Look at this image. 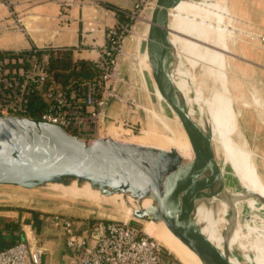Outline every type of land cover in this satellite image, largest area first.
Returning a JSON list of instances; mask_svg holds the SVG:
<instances>
[{"label": "water", "instance_id": "water-1", "mask_svg": "<svg viewBox=\"0 0 264 264\" xmlns=\"http://www.w3.org/2000/svg\"><path fill=\"white\" fill-rule=\"evenodd\" d=\"M180 1L157 0L141 53L148 57L149 80L181 121L193 157L109 138L82 139L38 119L0 116V185L89 186L130 207L136 221L163 222L179 231L207 264H264L258 252L264 246V198L219 161L211 120L196 102L172 42L170 10ZM257 110L264 117L263 108Z\"/></svg>", "mask_w": 264, "mask_h": 264}, {"label": "built area", "instance_id": "built-area-1", "mask_svg": "<svg viewBox=\"0 0 264 264\" xmlns=\"http://www.w3.org/2000/svg\"><path fill=\"white\" fill-rule=\"evenodd\" d=\"M45 1L59 4L64 23L74 20L68 13L70 8L82 10L89 5L102 10L104 19L100 25L95 19L81 17L83 40L79 47L97 49L98 45L87 37L96 31L104 32L105 43L93 62L98 74L91 80H71L63 85L51 69L52 52L59 48L0 49V116L38 119L82 139L109 138L107 130L113 127L131 135L142 132L141 115L145 109L140 94L145 76L140 71L134 73L133 65L138 59L129 53L127 40L143 17L152 15L157 0H132L129 8L116 7L114 11L100 0ZM0 2L11 5L9 0ZM10 14L14 27L26 34L21 17L12 11ZM257 38L264 44L263 31ZM34 99L43 105L37 117L33 116ZM52 222L65 231L66 246L76 255L77 264H164L162 245L139 226L116 221L84 225L59 214L53 215ZM38 243L34 235H26L25 241L0 251V264H41Z\"/></svg>", "mask_w": 264, "mask_h": 264}, {"label": "rangeland", "instance_id": "rangeland-1", "mask_svg": "<svg viewBox=\"0 0 264 264\" xmlns=\"http://www.w3.org/2000/svg\"><path fill=\"white\" fill-rule=\"evenodd\" d=\"M22 3H25L26 0H20ZM103 4L107 5L111 11L116 10V7H130V2L132 0H100ZM221 5L228 6L231 11L235 10V17L228 16L224 14L222 17L217 18L214 13H206L207 20L209 21L211 30L213 31V37L215 40V45L219 47V50H214L217 54L215 56L214 51H210L212 53V59L209 60L210 67L219 68V64L223 67L226 73L225 83L230 89V93L232 96L237 98V103L235 105L236 113H240L238 119H243L249 121V117L247 113L253 114L257 108L254 106V103L259 105L260 108H263L264 113V99L262 97L263 90L256 85H253V80L247 76V65L243 61L242 56L248 57V42H249V33L252 35L253 31L256 34L261 31L256 29L255 27L249 25L246 22H242L239 20V7H233V0H215ZM11 3L10 6L5 5L0 2V17H3L0 20V25L5 23L7 20L12 18L10 8L14 9V4L16 0H9ZM32 3L35 5L41 4H49L52 3L57 9L60 8L59 4L52 1L45 0H32ZM89 6V5H88ZM17 7V5H16ZM87 7V6H86ZM90 7V6H89ZM203 8L201 6L195 7L192 9V13L201 14ZM12 9V10H13ZM18 11L23 10V6L20 5L16 8ZM72 9H77V7L70 8L69 12ZM61 10V9H60ZM62 12V11H61ZM117 12V11H115ZM18 13V12H16ZM21 13V12H20ZM244 15V13H240ZM152 15L148 13L143 20L138 24V26L133 30V33L128 38L127 49L129 53L132 54L133 58H137L133 65L134 73L142 72L144 73V87L143 91L140 94V98L142 101L143 108L145 109L142 112V132L136 133L135 135H131L125 130H116L114 129L107 132L108 136L112 134L113 136H109L114 140H119L120 142L131 143L137 141L141 146L154 147L161 150H177L178 152H183L184 149L180 147V140L189 141L188 135L185 132V129L179 120L178 116L171 110V108L167 105L164 100H159L156 90L155 84L152 80H148L147 77L150 73L149 70V62L147 56L141 53L142 43L146 41L147 34L150 27V22L152 20ZM196 16V17H197ZM200 16V15H199ZM224 25V30L226 32L229 31L231 38L229 39L230 48L233 50V55L226 56L225 52L222 50L221 44V25ZM5 29H2V35L14 31L15 29L10 28L9 26H4ZM17 30V29H16ZM200 29L197 33H200ZM204 32V31H203ZM201 31V33H203ZM7 35V34H6ZM9 35V33H8ZM217 35V36H216ZM2 37V36H1ZM0 37V38H1ZM24 41L18 42V44H22ZM242 53V54H241ZM243 60V61H242ZM207 63V62H206ZM189 64H186L188 67ZM127 68V66H126ZM185 68V67H184ZM122 69H125V64H122ZM186 69V68H185ZM193 74L196 76L198 81L201 79V71L198 68L192 70ZM211 78V77H210ZM250 81H249V79ZM148 81V82H147ZM203 82H205L203 80ZM255 82V81H254ZM205 84V83H204ZM219 84L221 85L219 88ZM208 89H205V95L209 96L211 94V89L216 85L215 94L211 99L213 100V105H215V101L218 96H222L228 99L227 95L222 89L221 81L217 84H213L212 82H207ZM262 85V84H261ZM211 87V88H210ZM210 88V89H209ZM209 90V91H208ZM244 101L246 106H249L248 111L243 110L244 104L241 102ZM240 103V104H239ZM261 103V104H260ZM230 104V103H229ZM259 111V110H257ZM155 113V114H154ZM116 113H114L115 115ZM249 114V116H250ZM259 118L263 120L264 117L261 113H257ZM248 118H246V116ZM258 119V118H257ZM259 126L264 130V123H261L257 120ZM227 133L231 134L230 138L232 139L235 149L240 154V156L246 161L253 154L247 152L245 150L246 143L249 149L256 155V163L254 161L253 171L257 173L258 180H261L262 185L264 186V149L262 145H264L263 135H256L254 139L255 147L252 146L249 141L246 139L240 140L238 133V125L237 123L232 124L228 127H224ZM117 132V133H116ZM119 132V133H118ZM116 134V135H115ZM121 134V135H120ZM123 134V135H122ZM161 136V137H160ZM120 137V138H119ZM122 140V141H121ZM96 141V140H94ZM142 144H141V143ZM138 144V145H139ZM258 146V149L256 148ZM221 157V156H220ZM219 161H222V157L218 158ZM222 163V162H221ZM248 165V164H247ZM257 167V171H256ZM249 168V169H250ZM253 180V179H252ZM254 181V180H253ZM255 182V181H254ZM257 185V184H256ZM259 190V189H257ZM23 212H35L41 215H50V214H59L63 216L70 217L72 220L76 222H83L84 225L94 224L99 221L105 222H128L131 225L139 226L140 228H145L150 232L153 238H155L163 247L164 251V264H188L186 261L182 259L183 255L177 252L178 247L174 250L170 247L168 242L165 240L163 236L160 235L157 227L153 224H149L148 221L140 222L136 221L132 213H129L125 210L120 202L114 200H92V199H76L72 196H65L63 192L58 188H45V189H37V190H25L19 187L12 186H2L0 185V227L3 226L7 221H9L10 227L14 225L18 226L17 231H20V221L19 216ZM129 213V214H128ZM7 216L15 217V220L11 218H6ZM14 221V222H13ZM8 224V223H7ZM53 224V223H52ZM157 224V222H155ZM48 228L51 229L52 225L49 222L47 224ZM157 230V231H156ZM39 242V241H38ZM39 247H41L40 242L38 243Z\"/></svg>", "mask_w": 264, "mask_h": 264}, {"label": "crops", "instance_id": "crops-1", "mask_svg": "<svg viewBox=\"0 0 264 264\" xmlns=\"http://www.w3.org/2000/svg\"><path fill=\"white\" fill-rule=\"evenodd\" d=\"M13 4L14 9L10 8V10L14 13L18 12L16 14L21 17L26 34L16 30L12 24V19L7 20L0 25V37L2 36L0 38V49L28 51L34 46L41 48L54 47L59 48L58 51L69 52L76 61L82 60L88 64H93L98 58L101 51L100 47L105 43L103 31H96L87 37L90 42L98 45L97 49L80 50L79 47L83 40L81 17L85 20L95 19L97 24L100 25L104 19L101 9L91 6L84 7L82 10L79 8L72 9L70 16L74 20L70 23H64L60 18L62 14L60 8L57 9L52 3L35 5L32 0H26L25 3L16 0V3ZM20 5L23 6V10L18 11L16 8ZM232 5L233 7H239V12L244 13V15L239 13L240 21L246 22L256 29L264 30V0H233ZM2 18L0 17V20ZM7 24L12 25L10 28L15 30L7 32V35H2V29H5L6 27L4 26ZM258 34L253 31L250 36L249 33L248 57L242 56L244 60L242 61L248 66L247 76L253 80L252 84L263 90L262 97L264 99V44L257 38ZM20 41H24V43L18 44ZM66 49H70V51ZM147 79L149 80V77ZM257 101L254 103L256 108ZM234 103L236 105V99H234ZM242 104H244L243 110L248 111L249 106L245 105L247 103L242 101ZM252 113H247L249 121L239 119V134L241 136L240 139H246L253 146L255 144L254 139L257 140L255 136L258 134L263 135L264 141V130L259 126L257 120L261 123L264 122L259 118L257 109ZM248 117L246 116V118ZM256 148L258 149V146ZM262 148L264 149V145H262ZM251 153L253 154L252 161L256 163V155L252 151ZM53 215L55 214L41 215L35 212H23L19 216L20 231L13 230V227H10L9 221H7L0 227V251L25 241L26 235H34L42 247L41 264H77L76 255L66 246L67 237L65 231L52 224ZM6 218L15 220V217L12 216H7ZM49 222L52 225L51 229L47 226Z\"/></svg>", "mask_w": 264, "mask_h": 264}, {"label": "bare ground", "instance_id": "bare-ground-1", "mask_svg": "<svg viewBox=\"0 0 264 264\" xmlns=\"http://www.w3.org/2000/svg\"><path fill=\"white\" fill-rule=\"evenodd\" d=\"M198 6L203 7L200 9H202V11L204 10L205 14L201 12V14H198L197 16L196 14L191 12L192 9ZM207 10L209 11V13L210 11L211 13H214V15L217 16V18L222 17L224 14L231 17L235 15V10L231 11V9L228 6H226V4L221 5L215 0H201L199 2L191 1V0H182L172 10H170L171 30L173 32L172 42L175 45V49L180 59L183 61V67L186 68L184 71L185 75L187 76V79L191 84L192 89L195 90V92L197 93L196 102L199 103L201 108H204V112L209 116L211 120L213 137L216 145L217 154H219V156H221L222 159L225 160V162L233 168L234 173L238 176L241 183L244 185L246 189H249L250 191L255 192L256 194L264 198V186L262 185L261 180L259 181L258 178H256L257 173L259 174V172L257 171V167H256L257 173L253 171L254 162L252 161V156L245 161L235 149V145L232 139L230 138L231 134L227 133L226 129L224 128L235 123H237L238 125V116L240 113H236L235 111L234 99H236V103L238 100L236 97L231 95L230 89L225 83L226 80L225 70L223 69L221 64H219L221 69L216 67L215 68L210 67L211 61L209 62V60L212 59V53H213V52L211 53L210 51H214L216 49L219 50V47L215 45L213 31L211 30L209 21L207 20V16H206V13L209 14ZM199 29L202 32L203 31L204 32L201 33L200 31V33H197ZM147 38H148V34H147ZM220 38H221L220 40L222 44V50L225 52V55L226 56L233 55L232 54L233 50H231L229 43V39L231 38V36L229 34V31L226 32L224 30L223 23L221 25ZM143 55H145V57L147 56L146 53H143ZM214 55L217 56L216 52ZM186 64H189L188 67L186 66ZM198 67L201 71V79L199 81L192 72L193 69H196ZM149 70L151 71L150 65H149ZM203 80L205 82H203ZM220 81L222 83V89L227 95L228 99L222 96L221 97L218 96L215 101L216 102L215 105H213L212 104L213 100L211 99V97H213V95L215 94L216 85L211 89V94L209 96L208 95L206 96L205 89H208V85L206 84L207 82H212L213 84H217ZM220 86L221 85L219 84V88ZM155 90L159 100H164V98L159 93L157 87H155ZM257 108H260L258 104H257ZM112 129L113 128H109L107 132H109ZM110 135L113 136L112 134ZM109 139L112 138L110 137ZM118 142L120 141L118 140ZM137 142L138 139L132 145H138L139 143ZM126 144H131V143H126ZM179 144L180 147L184 149L183 152H178L181 156L185 158L193 157V151L190 141H186L185 139L180 140ZM244 144H245V150L251 153L248 145L246 143ZM138 146L141 145L139 144ZM142 147H148V146H142ZM250 167H252L253 169ZM53 187L60 189L65 196H72L75 197L76 199L106 200L105 198L101 197L99 192H95L91 190L89 186L79 188L76 185L72 187L53 185ZM116 197L120 198V196L118 195ZM150 204L151 202L147 201L144 203L143 207H148ZM125 210L128 211L129 213H132L133 215V210L130 207L125 208ZM148 223L153 224L155 227H157L160 235L165 238V240L168 242L172 250L175 251V249L178 248L176 246H179L177 252L183 255L182 259L186 261L188 264H207L206 261L207 257L203 253H201V251L195 245L191 244L186 239V237L182 235V233H180L179 231L175 230L174 228L168 226L166 223L163 222L155 224L154 221H148ZM144 231L148 235H150V232L147 229L144 228ZM208 231L209 232L211 231L210 228L208 229ZM210 236L214 240L215 238L214 232H212ZM174 244L176 246H174ZM263 244L264 242L262 241L261 245ZM258 252L259 254L263 253L264 256V246L258 247Z\"/></svg>", "mask_w": 264, "mask_h": 264}, {"label": "trees", "instance_id": "trees-1", "mask_svg": "<svg viewBox=\"0 0 264 264\" xmlns=\"http://www.w3.org/2000/svg\"><path fill=\"white\" fill-rule=\"evenodd\" d=\"M51 69L55 73L56 80L63 85L68 84L71 80H91L98 74L93 64L82 60L76 61L69 52L65 51L52 52ZM32 107L34 109L33 116L37 117L43 108L42 102L34 99ZM17 227L14 225L12 229L17 230Z\"/></svg>", "mask_w": 264, "mask_h": 264}]
</instances>
